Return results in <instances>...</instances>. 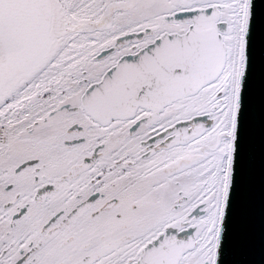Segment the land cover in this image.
Returning <instances> with one entry per match:
<instances>
[{
    "label": "snow or ice",
    "instance_id": "6c2138e0",
    "mask_svg": "<svg viewBox=\"0 0 264 264\" xmlns=\"http://www.w3.org/2000/svg\"><path fill=\"white\" fill-rule=\"evenodd\" d=\"M0 264H264V0H0Z\"/></svg>",
    "mask_w": 264,
    "mask_h": 264
}]
</instances>
